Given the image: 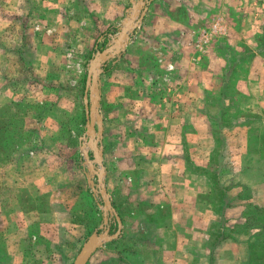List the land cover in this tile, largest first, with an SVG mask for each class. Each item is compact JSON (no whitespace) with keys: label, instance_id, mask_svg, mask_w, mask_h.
<instances>
[{"label":"crops","instance_id":"crops-1","mask_svg":"<svg viewBox=\"0 0 264 264\" xmlns=\"http://www.w3.org/2000/svg\"><path fill=\"white\" fill-rule=\"evenodd\" d=\"M130 7L0 0V264H73L101 226L82 151L88 67L76 66L74 35L89 42V31L121 26ZM123 58L134 73L120 95L132 82L149 98L132 103L142 122L135 151L125 133L121 157L103 146L111 176H123L105 181L113 205L122 201V213L114 205L122 229L86 264H255V225H264V0H152ZM146 114L148 133L137 135ZM119 239L136 243L112 247Z\"/></svg>","mask_w":264,"mask_h":264},{"label":"water","instance_id":"water-1","mask_svg":"<svg viewBox=\"0 0 264 264\" xmlns=\"http://www.w3.org/2000/svg\"><path fill=\"white\" fill-rule=\"evenodd\" d=\"M152 0H130L131 7L126 19L122 22L119 32L111 36L112 42L104 49L97 51L88 64V74L86 78V132L83 136L82 151L85 163L88 165L89 184L94 197H99L102 205L103 221L99 229L95 230L88 237L83 247L76 256L73 264H86L95 250L105 242L116 239L122 229L121 218L113 205V201L107 191L105 182V166L103 164V120L100 112V74L103 66L110 59L121 55L130 41L131 34L142 22L145 12ZM88 149L92 152V158L88 155ZM96 177L94 182L92 177ZM112 219L116 223L114 232L110 231L109 221Z\"/></svg>","mask_w":264,"mask_h":264},{"label":"rangeland","instance_id":"rangeland-1","mask_svg":"<svg viewBox=\"0 0 264 264\" xmlns=\"http://www.w3.org/2000/svg\"><path fill=\"white\" fill-rule=\"evenodd\" d=\"M128 4H130V3H128ZM126 17H124V18L126 19ZM99 19H102V18L99 17ZM113 23H115V22H112V24ZM112 24H111L109 29L104 30L103 32L92 33L91 31H89V38H88L89 42H88V40H85L82 35L80 36L79 31L74 35V41L77 40L79 42L81 40L80 45L77 48V50H78V52H77L78 57L77 58L79 59L78 61L81 62V63H78V65H76L78 68H80V67H82L84 69L87 68L88 64L90 63V60L93 57V55L97 51L104 49L107 45H109V43L112 42L111 36L116 35L119 32V29L121 27L120 25L112 26ZM82 25H84V24H82ZM85 42L86 43L88 42V44H89V53H88L89 57H88V54H86V55L84 54V58H82V56H79V55L82 54V52L85 49V45H86ZM135 54L137 55L136 52H135ZM121 55L110 59L103 66V70L100 74V80H99L100 88L102 91V94L100 97V107H101V110H102L103 116H104L103 117V126H104L103 131L104 132H103L102 144L104 146V149H106V147L109 146L110 150L108 152H110V157H112V158L114 156L119 155L120 150L117 149V146H118V142L122 138H124L123 133H125L126 136L128 134L131 135L129 137V141H130L129 143L127 141L126 136H125V140L127 141V144L131 145L130 148L132 149V151H135L134 150L135 144H134V139H133V135L135 133L133 131L135 130V125L140 126L142 122H140L137 119L140 117L135 115V113H133V104L132 103H133V100H136L139 97H141L142 101H145L147 103L148 98H149L147 96L143 97V95H140L139 91L134 92L132 82L130 83L131 89L127 92L128 96L120 95L121 90H122L121 85H124L123 83H127L128 80H131V78L133 77V73H134V69L132 66L133 64L131 62H127V60H125L124 58L119 61V57H121ZM147 55L148 56L146 57V59L149 60V56L151 55V53H149ZM146 83L147 82H145L144 84H146ZM146 87H149V86H146ZM124 97H125V100H124ZM128 103H130V104H128ZM9 114L4 115V117L5 116L7 117L8 121H10V118L8 117ZM10 116H11V114H10ZM149 120H150V117L146 114V118L143 120V125L146 127V129L145 130L142 129V132L140 133L139 130L137 129L138 127H136V130L138 132L137 135L141 136L145 131L148 133ZM78 121H79V118H78ZM90 153H91V151L89 150V157L92 158V155H91L92 153L91 154ZM121 154L119 155L120 157H121ZM104 158H105V160H103V161L105 162L104 163L105 169H106V165L110 166L112 163V165L110 167V176L109 177L107 176V171L105 174V177H106L105 181L107 182L109 179H111V181L109 180V183H110V185H112V183L114 182L113 179L118 182V179L120 178V176L121 177H123V176L120 175V173H117L118 172V170H117L116 174H118L119 177L116 174L114 177H112L111 175L114 174L113 171L115 172V165L113 164V162L107 163L109 160H106L105 154H104ZM114 161H115V163L117 162L116 160H114ZM84 164L85 163L83 162V160L81 158L80 170L82 172L87 171L86 165H84ZM92 178H93L94 182H96V177L94 176ZM111 188L112 187H110V189ZM89 190H90V187H89ZM96 201H97V203L101 202V204H102V201L100 200L99 197L96 198ZM98 206H99V208L102 209V205H98ZM111 229H113L112 226H111ZM83 241L84 240H81L80 243H83Z\"/></svg>","mask_w":264,"mask_h":264},{"label":"trees","instance_id":"trees-1","mask_svg":"<svg viewBox=\"0 0 264 264\" xmlns=\"http://www.w3.org/2000/svg\"><path fill=\"white\" fill-rule=\"evenodd\" d=\"M89 57V55H88ZM114 205L117 208V210L119 211V213H122L124 211L123 206H122V201L120 202L119 200H117V198H115L114 200ZM258 221H255L254 223H257ZM255 226H259L260 229L257 231L256 236L257 238L254 239V242L251 244L252 248H255L257 250H262L261 251V255L257 256V259L255 261V264H264V225L262 224V227L260 225V222H258ZM133 240L131 239L130 241H124V239H119V240H115L112 243H110L112 245V247H118V245H122V249L123 247L127 248V247H131L133 246L135 242H132Z\"/></svg>","mask_w":264,"mask_h":264},{"label":"built area","instance_id":"built-area-1","mask_svg":"<svg viewBox=\"0 0 264 264\" xmlns=\"http://www.w3.org/2000/svg\"><path fill=\"white\" fill-rule=\"evenodd\" d=\"M207 41H208V33L207 32H203L202 33V37L198 41L200 47H202V45L205 44Z\"/></svg>","mask_w":264,"mask_h":264}]
</instances>
